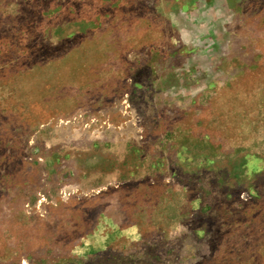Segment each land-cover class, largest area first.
I'll return each instance as SVG.
<instances>
[{"label": "rangeland", "instance_id": "rangeland-1", "mask_svg": "<svg viewBox=\"0 0 264 264\" xmlns=\"http://www.w3.org/2000/svg\"><path fill=\"white\" fill-rule=\"evenodd\" d=\"M0 264H264V0H0Z\"/></svg>", "mask_w": 264, "mask_h": 264}]
</instances>
